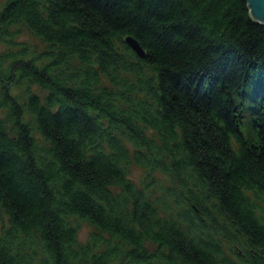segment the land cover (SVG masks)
<instances>
[{
	"label": "clouds",
	"instance_id": "clouds-1",
	"mask_svg": "<svg viewBox=\"0 0 264 264\" xmlns=\"http://www.w3.org/2000/svg\"><path fill=\"white\" fill-rule=\"evenodd\" d=\"M65 2L54 13L52 0H21L0 21V145L22 160L31 152L45 170L38 198L25 202L0 187V264H264V159L231 140L200 146L182 115L161 120L158 66L115 35L106 34L108 48L90 35L104 22L80 11L82 0ZM10 3L0 0V13ZM17 61L46 69L50 80L13 69ZM63 103L100 126L68 152L82 129H57L42 112ZM97 153L106 159L90 163Z\"/></svg>",
	"mask_w": 264,
	"mask_h": 264
},
{
	"label": "trees",
	"instance_id": "trees-1",
	"mask_svg": "<svg viewBox=\"0 0 264 264\" xmlns=\"http://www.w3.org/2000/svg\"><path fill=\"white\" fill-rule=\"evenodd\" d=\"M82 3L84 8L80 11L86 16L95 14L104 22V26L90 29V35L108 48L112 47V41L105 39L106 34L115 35L120 45L138 60L158 66V99L162 110L157 109V113L161 120L182 115L191 125L190 131L185 129V132L200 146L211 150L231 140L233 147L241 146L249 158L264 159V23L252 15L247 0H82ZM23 6L21 0H11L4 13H0V21L15 15V10ZM65 8V0H52L54 13ZM192 9L199 10V17L191 14ZM127 36L138 40L145 51L144 57L126 44ZM106 55L101 52V59ZM18 66L33 71L41 80H50L46 69H35L31 62L17 61L13 69ZM237 97L243 100L238 101ZM36 99L32 97L33 101ZM251 102L255 105L246 107ZM244 107L255 116L253 127L257 138L253 140L246 138L241 130ZM20 111L17 105V114ZM42 112L47 113L57 129L64 125L82 129L79 137L67 142L65 152L82 144L88 133L100 131L96 117L75 103H63L54 114L46 109ZM22 127L27 131V126ZM4 135L0 123V136ZM55 138L64 144L59 135ZM21 140L26 148L32 143L30 138ZM105 159L97 153L90 163ZM18 162L23 166L13 171ZM3 169L9 172L0 171V187L9 188L25 202L39 197L36 181L45 175V170L36 167L31 152L22 160L10 147L0 145V170ZM45 195H49L46 190ZM80 195L89 199L87 193Z\"/></svg>",
	"mask_w": 264,
	"mask_h": 264
},
{
	"label": "water",
	"instance_id": "water-1",
	"mask_svg": "<svg viewBox=\"0 0 264 264\" xmlns=\"http://www.w3.org/2000/svg\"><path fill=\"white\" fill-rule=\"evenodd\" d=\"M251 9L252 15L260 22L264 23V0H247ZM126 44L135 52L138 56L144 57L145 51L134 37L127 36L125 38Z\"/></svg>",
	"mask_w": 264,
	"mask_h": 264
},
{
	"label": "rangeland",
	"instance_id": "rangeland-1",
	"mask_svg": "<svg viewBox=\"0 0 264 264\" xmlns=\"http://www.w3.org/2000/svg\"><path fill=\"white\" fill-rule=\"evenodd\" d=\"M238 101L243 100V98L237 97ZM240 99V100H239ZM249 105H255L253 102L246 103V107H248ZM243 123H242V127L241 130L243 132V134L246 136V138L248 139H256L257 138V134L255 132V129L253 127V118L255 117L254 115H252L247 108H243Z\"/></svg>",
	"mask_w": 264,
	"mask_h": 264
}]
</instances>
